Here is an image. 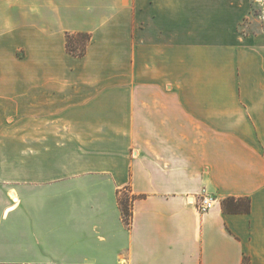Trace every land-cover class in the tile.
I'll list each match as a JSON object with an SVG mask.
<instances>
[{
	"label": "crops",
	"instance_id": "obj_1",
	"mask_svg": "<svg viewBox=\"0 0 264 264\" xmlns=\"http://www.w3.org/2000/svg\"><path fill=\"white\" fill-rule=\"evenodd\" d=\"M255 1L0 0V264H264Z\"/></svg>",
	"mask_w": 264,
	"mask_h": 264
},
{
	"label": "trees",
	"instance_id": "obj_2",
	"mask_svg": "<svg viewBox=\"0 0 264 264\" xmlns=\"http://www.w3.org/2000/svg\"><path fill=\"white\" fill-rule=\"evenodd\" d=\"M92 35L89 32H67V50L74 56H83L87 52L88 44L91 42ZM141 197L131 192L129 186L118 191V203L121 209L124 223L130 227L133 218V204L135 199ZM223 209L228 212H249L251 200L249 197L230 196L222 201ZM247 262V259L245 260Z\"/></svg>",
	"mask_w": 264,
	"mask_h": 264
},
{
	"label": "rangeland",
	"instance_id": "obj_3",
	"mask_svg": "<svg viewBox=\"0 0 264 264\" xmlns=\"http://www.w3.org/2000/svg\"><path fill=\"white\" fill-rule=\"evenodd\" d=\"M254 21L253 27L260 28L264 26V0H256L252 4L250 15L241 24L243 30L247 31Z\"/></svg>",
	"mask_w": 264,
	"mask_h": 264
},
{
	"label": "built area",
	"instance_id": "obj_4",
	"mask_svg": "<svg viewBox=\"0 0 264 264\" xmlns=\"http://www.w3.org/2000/svg\"><path fill=\"white\" fill-rule=\"evenodd\" d=\"M217 198L207 192L205 188L199 193L196 203L200 212L209 211L215 204Z\"/></svg>",
	"mask_w": 264,
	"mask_h": 264
}]
</instances>
